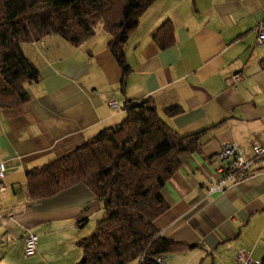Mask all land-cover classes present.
<instances>
[{"label": "crops", "instance_id": "obj_1", "mask_svg": "<svg viewBox=\"0 0 264 264\" xmlns=\"http://www.w3.org/2000/svg\"><path fill=\"white\" fill-rule=\"evenodd\" d=\"M167 20L175 41L162 50L153 35ZM263 21L264 0H155L123 47L129 67L123 87L101 25L77 47L55 35L26 45L40 80L27 86L28 103L0 109V163L7 167L3 193L11 191L16 201L6 213L0 204V264H10L11 252L1 247L15 240L12 246L23 252L28 234L39 237L34 254L23 253V259L36 254L49 259L55 250L44 238L80 230L101 216V204L84 185L30 200L25 172L118 124L126 99H151L181 136L205 132L199 149L181 157L161 191L167 209L154 226L160 237L186 247L166 255L164 264H174V255L185 256L183 264L207 258L209 264H224L237 250H264V157L251 179L223 193H206L218 178L216 156L224 144H235L246 158H252L253 143L264 145V44L257 42ZM237 72L243 79L228 85L226 79ZM170 106L182 113L166 118L163 110ZM76 241L74 236L73 249ZM65 252L59 257H67ZM73 255L78 259L80 253L72 250Z\"/></svg>", "mask_w": 264, "mask_h": 264}, {"label": "trees", "instance_id": "obj_2", "mask_svg": "<svg viewBox=\"0 0 264 264\" xmlns=\"http://www.w3.org/2000/svg\"><path fill=\"white\" fill-rule=\"evenodd\" d=\"M155 0H0V109L30 101L27 86L40 80L23 47L58 36L74 47L101 25L106 47L129 72L123 47L141 15ZM162 49L173 46L174 28L163 22L153 35ZM124 118L82 144L25 172L29 199L51 198L84 185L101 204L95 230L77 241L76 264H164L158 258L185 251V245L159 236L154 222L167 209L161 191L181 166V157L199 149L204 131L181 136L162 119L149 98L126 99ZM182 113L163 110L166 118ZM259 264H264V254Z\"/></svg>", "mask_w": 264, "mask_h": 264}, {"label": "built area", "instance_id": "obj_3", "mask_svg": "<svg viewBox=\"0 0 264 264\" xmlns=\"http://www.w3.org/2000/svg\"><path fill=\"white\" fill-rule=\"evenodd\" d=\"M257 42L258 44H264V21L258 26ZM242 79L243 75L237 72L229 76L226 79V83L230 86H235ZM110 105L115 107L116 103L112 100L110 101ZM251 150L252 158H246L241 149L235 144L226 143L222 146L221 151L216 156L218 164L216 172L218 178L206 187L208 196L215 193H223L228 186L243 180L251 179L254 176V171L258 167L257 162L264 157V145L253 143ZM6 171V165L0 163V193L6 190L5 186L2 184V179ZM37 242L38 236L35 234H28L24 238L23 253L25 256L34 254ZM249 255V252L245 249H241L238 251L235 260L238 264H253L249 260ZM158 261L164 263V259L162 258H158Z\"/></svg>", "mask_w": 264, "mask_h": 264}, {"label": "rangeland", "instance_id": "obj_4", "mask_svg": "<svg viewBox=\"0 0 264 264\" xmlns=\"http://www.w3.org/2000/svg\"><path fill=\"white\" fill-rule=\"evenodd\" d=\"M24 49H25V53L27 55H29V51H28L26 46H24ZM17 183H19V182H17ZM20 188L22 189V192H23V187H20L18 185V190ZM11 197H12L11 191H8L6 193H0V204L3 206L4 212H5V210H4L5 207L9 208L11 205H13L16 202V201L13 202V198H11ZM95 220H96V218L90 219L86 224H84L82 226V228L80 230H75L76 232L75 231H73V232L61 231L58 234H55V235L53 234V235L49 236V240H46L44 238L43 243L46 242V246H49L51 250H55L52 252L51 257L49 259L47 257L46 258H40L39 255H41V254H38V255L36 254L33 256L35 258L29 257L25 261L23 259V252L18 251L19 250L17 248L18 246H16V244L14 247L12 246L15 243V240L10 245H7V243L4 244L1 247V250H3V249L11 250L10 254H7V256H6L7 259H10V264H73L72 261H74L78 257V256H74V255L72 257V250H73L74 254L80 253L79 258L76 260V262H74V264H76L81 260L82 251L77 247L76 244H75V248L73 249L72 246L70 245V242L73 241L74 236L77 237V241L80 239L87 238V237L91 236L95 230ZM77 241H76V243H77ZM12 247L14 250H12ZM74 250H76V251H74ZM62 251H66L65 253H66L67 257H64V258L59 257L60 254H63ZM238 251L239 250H237V252L234 254V256H231L229 253L228 259H227V261L224 262V264H238L235 260ZM246 251L250 253L249 260L253 264H255V263L258 264L261 257L264 254V250H246ZM172 259H173L174 264H183L187 261V260H185L186 259L185 256L179 257L178 255H174ZM198 262H196V264H201V262H199V263ZM210 262H211L210 258H207L206 260L203 261L202 264H209ZM129 264H135V263H129ZM216 264H220V263L217 261Z\"/></svg>", "mask_w": 264, "mask_h": 264}]
</instances>
